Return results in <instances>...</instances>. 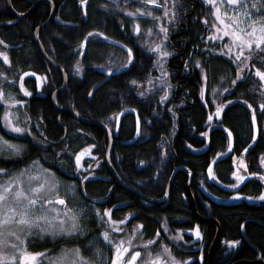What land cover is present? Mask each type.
Instances as JSON below:
<instances>
[{
    "label": "trees",
    "instance_id": "obj_1",
    "mask_svg": "<svg viewBox=\"0 0 264 264\" xmlns=\"http://www.w3.org/2000/svg\"><path fill=\"white\" fill-rule=\"evenodd\" d=\"M35 1L11 0V3L15 11L24 12ZM80 1L51 0L53 18L38 32L45 53L66 73L67 85L56 95L57 106L101 121L111 132L120 110L130 107L136 110L141 123L139 137L133 143H121L129 140L135 129L133 115L126 114L117 137L113 138L110 163L124 183L142 194L163 195L172 162L176 160V165H184L192 173L191 184L203 183L212 195L223 197L224 193L207 181L206 168L228 147L222 126L232 131L235 148L250 138L251 126L245 103L257 109L259 123L264 119L261 115L264 109L260 108L264 93L252 67H262L260 60L264 52L249 59V66L243 69L244 78L233 85L239 65L233 62L232 55L224 54L227 50L219 51L222 47L220 41L212 37L213 20L204 0H157L159 6L154 10L158 11L161 20H166L163 24L168 23L169 28L175 26L167 40L160 38L162 35L157 25L144 38H141L140 31H135L132 22L131 29L128 28L129 19L136 18L127 12L139 6L140 0H85L83 5ZM2 7H5V0H0ZM50 10V4L42 2L17 23L0 25V51L8 56V63L0 68V85L8 88L16 101H23L14 105L20 106L21 127L29 130L27 134L20 133L26 143L23 153L13 158L0 157V168L18 171L39 160L62 177L74 179L75 183L87 176L86 194L95 198L108 196L109 203H127L129 208L114 210L113 218L121 220L126 212L134 214L129 223L141 226L137 242L156 241L157 234L152 228H161V241L167 243L178 260L186 258L190 259L189 264H206L216 226L210 221H197L188 203H184L187 173H175L164 202L141 205L138 196L119 189L114 182L104 157L108 144L105 131L98 125L81 123L68 112L54 109L50 96L60 87L62 78L44 59L33 39L34 29L46 21ZM166 10L167 15L164 14ZM7 11L5 7L0 12V22L10 21V12ZM155 17H145V20ZM94 31L132 49L133 61L127 70L113 76L96 70V66L122 67L126 57L122 50L101 40ZM88 33L93 35L88 37L85 50L81 51V42ZM157 44L161 49H156ZM160 52L172 53V57L167 59V55L162 56ZM248 53L241 56V60ZM162 57L166 59L160 63ZM114 59L123 60L111 64ZM27 72L31 77L25 75ZM20 82L27 85L30 95L24 93L25 88L20 87ZM160 83L169 84L172 93L164 107H160L154 92ZM218 106L222 107L216 115ZM209 116H212L211 120ZM84 149H88V154L82 156V167H78L75 156ZM163 150L167 153L166 159L161 156ZM226 161L212 166V176L222 184L228 183L233 172V166ZM111 184L114 189L108 192ZM195 207L200 215L213 217L219 224L210 264L264 259V227L260 225L264 224L262 208L244 203L218 205L202 196L196 197ZM101 213L107 221L108 216ZM246 219H251L243 226L247 242L241 239L239 231ZM102 226L96 227L95 232L104 231ZM125 228L122 226V231L111 232V238L121 240L126 237ZM196 228L200 229L199 236L193 232ZM175 234L176 239L172 238ZM231 241L238 243L232 244ZM137 242L133 240L135 247ZM25 243L29 250L39 251L51 250L71 241L59 239L52 243L48 239H28Z\"/></svg>",
    "mask_w": 264,
    "mask_h": 264
},
{
    "label": "snow or ice",
    "instance_id": "obj_2",
    "mask_svg": "<svg viewBox=\"0 0 264 264\" xmlns=\"http://www.w3.org/2000/svg\"><path fill=\"white\" fill-rule=\"evenodd\" d=\"M148 4H155L157 0H146ZM228 5H240V9L237 13V28L239 31L231 30L227 31L226 35L232 37V40L223 45L219 51L224 52V49H228L227 52H224L225 55H231L232 52L236 51L233 44L238 45L239 51L233 57V62L237 63L239 67L237 68V79L232 81V84H237L238 80L244 78L243 69L248 67L249 59L255 58L260 55V52H264V0H227ZM85 0H81V4H84ZM209 3H215V0H209ZM251 9V10H250ZM140 9H137L139 12ZM136 13H131V15H135ZM149 15L151 13H148ZM167 15V10L164 13ZM217 19H220L217 16ZM223 24L224 21L221 20ZM243 24L245 27L240 28V25ZM250 28L251 30H245ZM164 34V38H167V28L161 27L160 29ZM135 31H140V26L137 24L135 26ZM149 31H151L149 29ZM93 33H88V36L85 37V40L88 37H91ZM99 35L104 36V33H99ZM214 39L216 37H213ZM222 39V37H221ZM127 48V45H124ZM160 45H156V49H159ZM245 49L249 50L248 56L245 57L244 60H241V56L245 55ZM128 52V61L131 63L133 61L132 49L127 48ZM160 55L166 56L167 52H160ZM0 56H4V59L7 60V55L5 53L0 52ZM261 63H264V57H261ZM199 63V61L197 62ZM255 68L254 75L260 78V81H264V70L260 67ZM111 71V69H109ZM2 75V74H0ZM25 75H27L25 73ZM223 79V77H221ZM135 83V81H133ZM261 87H264V84H261ZM21 88H23V84L21 83ZM25 93L30 95L27 92V89H24ZM91 95V93H89ZM4 98V94L2 90H0V99ZM12 99L13 103H23V101H16L14 98ZM163 99V97L161 98ZM8 102L7 99L4 101ZM220 107L218 106L216 115L220 113ZM249 108L252 105H248ZM260 108L264 109V103L260 104ZM261 115H264V111L261 112ZM212 119V116H209V120ZM255 111L252 113V122L255 124ZM5 126L15 132V133H25L29 131L24 127H20L18 123H13L9 118V114L5 113ZM264 133V130H261ZM137 132H139V124L137 125ZM231 136V132L228 133ZM256 136H252V140L254 141ZM10 148L14 153L19 154L22 151L23 146L20 144H14L8 140H6L3 136H0V151L4 150V147ZM232 145L229 143V148ZM84 152L87 149L83 150ZM247 151V149H245ZM82 153H78L75 156L76 164L78 167H82L80 165ZM219 155V154H218ZM243 163V160L240 161ZM261 163L264 164V157L261 158ZM0 173H7V170L0 168ZM45 173H50L52 176L55 174L51 172V169H46ZM209 173L212 174V165H209ZM24 174V170H21L20 174L17 176L9 177L8 179L0 182V208L8 207L7 213H2V218H0V264H4V261H18V264H36V258L43 255V253H33L28 252L26 248L22 247L24 241L21 239V235H28L31 233L33 227H37L41 232H51L53 235H56L58 232H66L69 234L75 233L76 235H84L83 228L81 227V219L85 214L82 211L77 212L71 208H68L64 198L59 197L57 195L56 199L59 204L65 205L64 215H56L52 216V212L59 213V209L51 208V190L57 187V183L50 181L47 177H40L39 173H35L33 176L29 177V185H30V193L32 195H27L25 190L21 187V177ZM234 176L237 175L236 172L232 173ZM250 175H259L261 179H264V175L260 173H250ZM88 177L85 176L84 180H87ZM238 181L242 180V176L237 177ZM33 180L36 181L35 186H31ZM13 185H16L14 188ZM48 185L49 191H44ZM232 188H236V184L229 185ZM236 197H239L241 193L237 191L234 194ZM261 199H264V192L261 193ZM11 202V203H9ZM40 205L38 208L37 205ZM43 205H49L48 208L43 207ZM98 216H100V210H96ZM104 213L107 214L108 220L104 221L105 223H116L111 219V209H105ZM11 214V215H9ZM65 218H67V227H65ZM54 220H59L61 223L57 227L53 223ZM101 220L103 221V217L101 216ZM41 222H44L43 224ZM5 224H15L20 229V234H17L15 231H9V235L11 237H15L16 240L20 241L19 243L11 244V248L14 250L11 254L5 251L6 241L3 236V228ZM122 231V230H120ZM196 235L199 236L200 232L197 230ZM100 236L103 237V240L106 242V247L115 248L114 255L110 258L111 264H186V261H177L174 256H172L170 249L167 245H164L163 248L153 253L150 248L155 243V241H146L143 245V255L140 250L134 246L132 238L129 237L127 240L121 239L118 243L114 242L109 235L108 230L102 231ZM157 235H159V230H157ZM91 243V242H90ZM230 243L236 244L237 241H231ZM131 249V250H130ZM100 250L97 249V252ZM16 253H20L19 257H17ZM69 253L72 255L69 257ZM127 253V255H125ZM139 258V259H138ZM57 264H93V261L87 257H84L81 253V250L77 247L71 250H65L57 259Z\"/></svg>",
    "mask_w": 264,
    "mask_h": 264
},
{
    "label": "rangeland",
    "instance_id": "obj_3",
    "mask_svg": "<svg viewBox=\"0 0 264 264\" xmlns=\"http://www.w3.org/2000/svg\"><path fill=\"white\" fill-rule=\"evenodd\" d=\"M206 3H208V10L209 14L211 15V18L213 20V26H212V37H216L220 41V46L223 47V45L228 44L231 40L232 37L226 35L227 31L231 30H236L239 31V28H237V13L238 10L240 9V5H228L227 0H215V3H209V0H204ZM142 3V4H141ZM159 6L157 2L155 4H148L146 0H140V5L132 9L130 12H127V15L131 16L132 18H136L134 20L129 19L130 22H128V28L131 29L132 23L135 25H139L142 28H140V33H141V38L149 36V33H151L154 29V26L159 24L161 22V18L158 15V11L154 10V7ZM137 9H140L139 12H137ZM251 10V9H250ZM131 13H136L135 15H131ZM148 13H151L150 15ZM161 13V12H160ZM158 15V16H157ZM155 17L154 20H145L143 21L142 19L138 17ZM217 16L220 17V19H217ZM221 20L224 21V23H221ZM132 22V23H131ZM143 22L146 23V27H143ZM142 23V24H141ZM245 26L243 24L240 25V28H244ZM149 29L151 31H149ZM153 29V30H152ZM250 31L251 29H245ZM222 37V39H221ZM158 39L159 36H158ZM232 47L236 49V51L232 52V56L236 55L239 51V47L236 44H233ZM161 49V47L159 48ZM163 50V49H162ZM225 50L228 51V49L225 48ZM248 49H245V53L248 52ZM4 52V51H0ZM160 63L163 62L166 57L160 58ZM123 59L120 60H111L110 63L114 64L117 63L119 64ZM125 62V60L123 61ZM262 70H264V63H262ZM259 80V84H264V81H260V78L257 77ZM163 87L164 83L157 84L156 87ZM263 93H264V87H261ZM0 90H2L4 94V98L0 99V136H3L6 140L14 143V144H20L23 146L22 151L19 154L14 153L10 148H7L6 146L4 147L3 151H0V157H16L19 156L23 153V151L26 148V143L23 141V139L20 138V133H15L11 130H9L5 126V113L7 112L9 114V118L13 123H18L19 126L21 127V121H22V114L20 111V106L14 105L12 102L11 98H14L12 93L9 91L8 88H5L4 86L0 85ZM5 99L8 100L7 103H5ZM78 153H82V156L87 155L88 152H84L83 150H80ZM77 153V154H78ZM48 169L45 167L39 160L37 161H32L31 163L27 164L23 168H20L18 171H12V170H7V173H0V182H3L4 180L8 179L9 177L12 176H17L20 174L21 170H24V174L21 177V187L25 190L27 195H32L30 193V185H29V177L33 176L35 173H39L40 177H47L50 181L57 183V187L55 189L51 190V208L54 209H59V213L57 212H52V216L56 215H64V209L65 205H61L59 203L53 202V199H56L57 195L59 197L64 198V200H67V207L71 208L77 212H83L85 213L82 216L81 219V227L83 228L84 235H76L75 233L69 234L66 232H58L56 235H53L51 232H41L39 228L33 227L32 231L30 234L24 236L21 235V239L24 241L29 240H38L42 241L44 239H48L50 242L54 243L56 240H68L71 241V243H66L65 245H59L57 247H53L51 250L50 249H43V250H29L27 244L23 243L22 247L26 248L28 252H33V253H43L42 256L36 258V264H57V259L58 257L65 251V250H71L75 248H79L81 250V253L84 257H87L93 261V264H111V257L114 255L115 249L110 250V247H106L105 244L106 242L103 240V237L100 236L99 234L101 233H96L95 228L96 227H101L102 224L104 223L101 220V212L100 216L97 215L96 207H89V208H82L80 207V203H82V197L78 194V191L76 189L75 183L69 179L62 177L60 174H58L55 171H51L55 175L52 176L50 173H45V170ZM264 169V167H263ZM36 181L33 180L31 186H35ZM15 188L16 185H13ZM44 191H49L48 185H46V188ZM11 203V202H9ZM37 207L39 208L40 205L38 204ZM43 207L48 208L49 205H43ZM8 212V207L0 208V214L2 213H7ZM11 215V214H9ZM92 215V216H91ZM0 218H2V215H0ZM67 218H65V227H67ZM93 221V222H92ZM116 223H111V224H116L120 225L121 221L117 220H112ZM42 224L44 222H41ZM53 223L59 226L61 221L59 220H54ZM85 224L88 226H85ZM103 230H108L109 235L111 232L121 230V227H115L111 226L109 223H105V226ZM90 229V231H89ZM15 231L17 234H20V229L15 225V224H5L3 228V233H4V240L6 241L5 244V251H7L9 254H11L14 250L11 248V244L13 243H19L20 241L16 240L15 237H11L9 235V231ZM95 233V234H94ZM153 234V233H152ZM129 237L132 238V241L134 240L135 242L139 241V238H137L136 234L132 233H127V236L124 237V240H127ZM140 237V236H139ZM111 238V236H110ZM112 239V238H111ZM113 240V239H112ZM81 241V244L79 243ZM91 242V243H90ZM73 243V244H72ZM139 243V242H137ZM140 243H144L141 241ZM70 244V245H67ZM97 249L100 251L97 252ZM142 251H144L143 248H141ZM154 249H151V251ZM157 250L156 252H158ZM153 252V251H152ZM153 252V253H156ZM17 257H19L20 253H16ZM72 255V253H69V257ZM139 259V258H138ZM177 261H183V260H177ZM186 261V264H189V260H184ZM4 264H18V261H10L6 260L4 261Z\"/></svg>",
    "mask_w": 264,
    "mask_h": 264
},
{
    "label": "flooded vegetation",
    "instance_id": "obj_4",
    "mask_svg": "<svg viewBox=\"0 0 264 264\" xmlns=\"http://www.w3.org/2000/svg\"><path fill=\"white\" fill-rule=\"evenodd\" d=\"M10 1V4H11V7H12V3H11V0H9ZM83 5V4H82ZM51 6V5H50ZM5 7H6V9H7V6H6V0H5ZM5 7H2V8H0V12L2 11V10H5ZM31 7V6H30ZM29 7V8H30ZM158 7V6H157ZM13 8V7H12ZM29 8L27 9V10H29ZM154 8H156V7H154ZM8 10V9H7ZM14 10V9H13ZM26 10V11H27ZM9 11V10H8ZM7 11V12H8ZM15 11V10H14ZM26 11H24V12H26ZM32 11V10H31ZM31 11H29V13L31 12ZM10 12V11H9ZM8 12V13H9ZM17 12V11H16ZM18 13H23V12H18ZM28 13V14H29ZM10 14V18L8 19V20H10V21H12V20H16L17 18L15 17V16H12V14H11V12L9 13ZM28 14L26 15V16H28ZM142 17V19L145 21V17H143V16H141ZM18 19H20V18H18ZM17 19V22L19 21ZM154 20V19H153ZM4 22V21H3ZM5 22H7V21H5ZM16 22V23H17ZM163 22H166V20L165 19H162L161 20V22L159 23V24H157V30H160L161 29V27H164V28H167V38L165 39L164 38V36H165V34L160 30V33H161V35H162V37H160L162 40H167L168 39V36L170 35V33H171V30H173L174 29V27H170L169 28V24L168 23H166L165 25L163 24ZM0 23H2V22H0ZM142 24V23H141ZM143 24H145V22H143ZM41 25V24H40ZM134 25H135V23H134ZM39 26V25H38ZM37 26V27H38ZM136 26V25H135ZM36 27V28H37ZM35 28V29H36ZM140 28H142L141 26H140ZM34 29V30H35ZM42 29V28H41ZM40 29V30H41ZM39 30V31H40ZM95 32V35H97L101 40H103L99 35H98V33L99 32H97V31H94ZM33 33H34V31H33ZM34 39V38H33ZM85 39V38H84ZM83 41V40H82ZM104 41V40H103ZM40 42V41H39ZM106 42V41H105ZM35 43H36V41H35ZM82 43V42H81ZM122 43V42H121ZM41 44V43H40ZM124 44V43H123ZM36 45H37V43H36ZM42 45V44H41ZM125 45V44H124ZM37 47H38V45H37ZM85 47H86V43H85ZM115 47H117V46H115ZM128 47V46H127ZM117 48H119V47H117ZM129 48V47H128ZM39 49V48H38ZM120 49V48H119ZM79 50H81V51H84L85 50V48L82 50V48H81V45H80V48H79ZM120 50H122V49H120ZM40 51V50H39ZM123 51V53H124V55H125V57H126V61L124 62L125 64L123 65V66H125L126 65V63H127V61H128V55L126 54V52L124 51V50H122ZM2 53H5V52H2ZM41 53V52H40ZM6 54V53H5ZM82 55H83V53H81ZM7 55V54H6ZM43 56V55H42ZM132 56H133V54H132ZM170 57H172V53H168V55H167V59H169ZM45 59V58H44ZM8 63V56H7V60H5L4 59V56H0V68H1V66L3 65V64H7ZM132 63V62H131ZM131 65V64H130ZM165 65H167V62L165 63ZM122 66V67H123ZM97 67H100V68H103V67H101V66H96V68ZM130 67V66H129ZM118 68H121V67H118ZM118 68H104V69H118ZM28 76L27 77H31V74L29 73V72H27L26 73ZM21 83L23 84V88H27V85L26 84H24L23 82H20V87H21ZM28 92V91H27ZM154 92H155V96L157 97V99H156V101L158 102V104L160 105V107H164V105H165V103L166 102H168L170 99H171V91H170V89H169V84H164V86L163 87H157L155 90H154ZM25 93V92H24ZM26 94V93H25ZM163 97V99H161ZM242 103H245L244 101H242V100H240ZM248 105H250L249 103H245V107H246V109H247V111H248V114H247V116H248V118H249V120H250V126H251V135H250V138L248 139V141H246L245 143H242L241 145L239 144V145H237V147L235 148V146H234V135H233V133H232V131H231V133H232V135H233V146H232V150H231V153H230V155L227 157V158H225V159H223V160H221V161H225V160H227L226 162H228L231 166H233V172H236L237 173V175L236 176H234L233 174L231 175L230 174V177H229V181H228V183H226V184H222V183H220L218 180V182L221 184V185H223V186H225V187H228V188H230V189H232L233 191L232 192H226V191H223L222 189H220L219 187H217L216 185H214L210 180H209V178H208V176H207V181H209L212 185H214V186H216L218 189H220L223 193H224V196L223 197H221V198H218V199H223V200H225V199H229V198H231V197H234V199L231 201V203L229 204V205H232V204H234V205H238V204H242V203H244V204H246V205H248V206H251V207H259V208H262L261 210H264L263 208H264V199H261L260 198V196H261V193L262 192H264V179H261L260 178V176L259 175H254L253 177H248V175H250V173H260L261 175H264V169H263V167H264V164H262L261 163V158L262 157H264V133H262V131L261 130H264V119L262 120V122H258V120H257V109H255L254 107H251V109L252 110H254L255 111V116H256V120H257V125H258V131H257V135H256V139L254 140V142H253V144L251 145V143H252V136H253V129H252V124H251V119H250V115H251V113H250V109H249V107H248ZM124 109H126V108H124ZM123 110V109H122ZM121 111V110H120ZM119 111V112H120ZM118 112V113H119ZM117 113V114H118ZM127 114H131V113H127ZM131 115H133V114H131ZM133 117H134V115H133ZM116 118V117H115ZM123 119V118H122ZM122 121V120H121ZM101 122V121H100ZM103 123V122H102ZM104 124V123H103ZM106 125V124H105ZM107 126V125H106ZM114 126H115V119H114ZM114 126H113V132H114ZM120 126H121V122H120ZM134 126H135V117H134ZM223 127V126H222ZM224 127H226V126H224ZM140 128H141V123H140ZM119 129H120V127H119ZM134 131H135V129H134ZM112 132V133H113ZM119 132V131H118ZM140 133V132H139ZM118 135V134H117ZM227 135V134H226ZM260 136V137H259ZM116 138L117 136H114L113 134H112V138ZM227 138H228V135H227ZM108 141V140H107ZM251 145V146H250ZM113 147V146H112ZM228 147H229V139H228ZM228 147H227V149H228ZM227 149H226V151H227ZM245 149H247V151H245ZM88 150V149H87ZM112 151V150H111ZM225 151V152H226ZM224 152V153H225ZM223 153V154H224ZM222 154V155H223ZM162 158L163 159H166V156H167V153H166V151L165 150H163L162 151ZM221 156V155H220ZM219 157V156H218ZM217 158V157H216ZM214 160V159H213ZM212 160V161H213ZM241 160H243V163H241L240 161ZM220 162V161H219ZM176 163V160H174L173 162H172V167H171V172L173 171V169L175 168V167H185V168H187L186 166H184V165H176L175 164ZM211 163V162H210ZM215 164V163H214ZM81 165V164H80ZM188 169V168H187ZM189 170V169H188ZM180 171H182V170H180ZM171 172H170V174H171ZM232 172V173H233ZM191 173V172H190ZM170 174H169V177H170ZM223 174H224V172H223ZM238 176H242L243 177V179L242 180H239L238 181V179H237V177ZM169 177H168V180H169ZM246 177H248V178H246ZM90 179V178H89ZM88 180V179H87ZM87 180H84V178L83 179H80V180H77V182L75 183L74 181V179H72V181L75 183V186H76V189H77V191H78V194L82 197V203H80V207H82V208H89V207H96L97 209H99L100 210V212H104V210L105 209H111V219L112 220H115L114 218H113V211L114 210H118L119 208H124V207H127V203H125V202H113V203H109V201H108V196H105V197H92V196H90V195H88V194H86V182H87ZM96 180H100V181H106V182H109L110 180H107V179H102V178H96ZM121 180V179H120ZM168 180H167V182H168ZM173 181V180H172ZM114 182H115V184H117L118 185V187H119V189H124V190H126V191H128L126 188H125V186H128V187H130L129 185H127L126 183H124L122 180H121V182H122V184L121 183H119L115 178H114ZM167 182H166V184H165V189H164V193H163V195H161V196H154V197H151V196H148V197H151V198H154V199H160V198H163V197H165L162 201H160V202H150V201H147L146 199H144V198H142V196L141 195H144V194H142L138 189H136V188H133L134 190H136L137 192H139L140 194H135V193H133V192H130V193H133L134 195H136V196H138L139 197V199H140V204L141 205H151V204H154V203H162V202H164L165 201V199L167 198V196H168V193H169V190H168V193H167V195L165 196V190H166V185H167ZM192 183V173H191V179H189V177H188V174H187V181H186V183H185V193L183 194V200H184V203L185 204H187L188 203V205H189V207H190V210H191V212H192V214L194 215V213H193V211H192V201H193V203H194V207H195V201H196V197H204L205 199H207L205 196H204V194L202 193V191L200 190V188H199V186H202V188L203 189H205L208 193H210L205 187H204V184L203 183H200V182H195L194 184H191ZM171 184H172V182H171ZM171 184H170V186H171ZM232 184H236L237 186H236V188H232V187H230L229 185H232ZM130 188H132V187H130ZM114 189V184H111L109 187H108V192H110V191H112ZM118 189V190H119ZM169 189H170V187H169ZM237 191H239L240 193H241V195L239 196V197H236L234 194L237 192ZM129 192V191H128ZM211 194V193H210ZM212 195V194H211ZM145 196H147V195H145ZM214 196V195H213ZM216 197V196H215ZM217 198V197H216ZM208 200V199H207ZM208 201H210V200H208ZM66 202V204L68 203L67 202V200L65 201ZM211 202V201H210ZM218 205H220V204H218ZM127 208H129V207H127ZM195 210H196V207H195ZM196 212H197V210H196ZM197 214L200 216V217H202V218H209V217H205V216H202V215H200L198 212H197ZM107 215V214H106ZM122 215H124V218H122L121 220H119V221H121V224L120 225H116V224H111V223H109L111 226H115V227H126L127 228V232L130 234V233H132V234H136L137 235V232L140 230L141 231V226L139 225V224H134L133 222L132 223H129V219L130 218H132V217H134L135 215L134 214H132L131 212H126L125 214H122ZM194 217H195V215H194ZM211 218H213V217H211ZM195 219H197L196 217H195ZM216 220V219H215ZM246 220H251V219H246ZM118 221V220H117ZM197 221H199V220H197ZM217 221V220H216ZM199 222H202V221H199ZM205 222H208V221H205ZM211 222V221H210ZM258 224H260V223H258ZM261 225V224H260ZM261 226H263V225H261ZM264 227V226H263ZM126 228L125 229H123V230H126ZM160 229L161 228H159V229H156V228H152V232L154 233L155 232V234H157L156 232H157V230H159V235H157L156 236V241H155V243L151 246V248H150V250L151 249H154V250H152L153 252H156L157 250H161L162 248H163V246L164 245H167V243H165V242H163V241H161V235H160ZM198 229V231L200 232V229L199 228H196V229H194L193 230V232H195V235H196V231L195 230H197ZM220 229V228H219ZM120 230H117V231H114V232H119ZM239 231H240V228H239ZM243 233H244V228H243ZM172 238H175L176 239V234L174 235V236H172ZM241 239H243L242 237H241ZM244 240V239H243ZM114 242H116V243H118L120 240L118 239V240H113ZM247 242V241H246ZM133 244H135L136 245V243H133ZM143 245H144V243H138V246L136 247L138 250H140L141 252H142V255H143V251H142V249L141 248H143ZM115 248H114V246L113 247H110V250H114ZM131 250V249H130ZM171 254H172V252H171ZM172 256H174L173 254H172ZM207 256H208V251H207ZM175 257V256H174ZM175 259L176 260H178V258L177 257H175ZM183 260V259H182ZM184 260H186V258L184 259ZM183 260V261H184ZM187 260H189L190 261V259H187ZM207 261H208V258H207ZM211 262V261H210ZM190 263V262H189ZM207 264V263H206Z\"/></svg>",
    "mask_w": 264,
    "mask_h": 264
},
{
    "label": "water",
    "instance_id": "obj_5",
    "mask_svg": "<svg viewBox=\"0 0 264 264\" xmlns=\"http://www.w3.org/2000/svg\"><path fill=\"white\" fill-rule=\"evenodd\" d=\"M42 2H47L51 5V10H50V15L49 17L46 19L45 22H43L41 25H39L35 30H34V33H33V36H34V39L38 45V48L41 52V54L43 55V57L45 58V60L50 64L52 65L53 68H55L59 74L61 75V78H62V84L60 85V87H58L57 89H55L52 93H51V96H50V101H51V104L53 105L54 109L57 110V111H62V112H68L70 114H72L78 121H80L81 123H85V124H95V125H98L99 127H101L105 133H106V136H107V140H108V144H107V148H106V153L104 155L105 157V161H106V165L107 167L109 168L110 172L112 173L113 177L119 182L122 184L120 178L118 177V175L116 174L115 170L112 168L111 166V163H110V154H111V150H112V146H113V138H112V134L114 136H117L118 134V131H119V127H120V122L122 120V118L127 114V113H131L134 115L135 117V131H134V134L133 136L127 140V141H124V142H121L122 144H130V143H133L134 141L137 140V138L139 137V132H140V120H139V117L137 115V112L134 108H126V109H123L121 110L117 115H116V118H115V126H114V132L112 133L110 131V129L104 125L102 122L100 121H97V120H94V119H88V118H85V117H82L80 116L78 113H76L75 111L69 109V108H61L59 106H57L56 104V95L59 91H62L65 89L66 85H67V77H66V73L64 72V70L54 61L52 60L44 51L42 45L40 44L39 40H38V37H37V34L39 32V30L41 28H43L44 26H46L52 19L53 17V13H54V6L51 2V0H36L32 5L31 7L29 8V10H27L26 12H23V13H18L16 11L13 10V8L11 7V4H10V1L9 0H6V6H7V9L11 12L12 16H15L17 19L18 18H24L28 13L29 11H31L37 4L39 3H42ZM81 4V2H80ZM17 19L16 20H12V21H7V22H2L0 23V25H11V24H14L17 22ZM100 37L106 41L107 43H109L110 45H113V46H117L119 47L120 49L124 50L126 52V54L128 55V52H127V48L124 47V44L121 43L120 41H117L113 38H109L107 36H101ZM85 43H86V40L83 39L82 43H81V48L82 50L85 48ZM131 63H129V61H127L126 65L121 67V68H118V69H111V71H109V69H104V68H100V67H97L96 70L98 72H100L101 74L103 75H106V76H113V75H117L125 70H127L129 68ZM250 109V119H251V124H252V129H253V135H257V131H258V125H257V120H255V124H253L252 122V113L254 110H252L251 108ZM256 117V116H255ZM139 124V132H137V125ZM222 130L228 135L229 133V129L227 127H222ZM231 132V131H230ZM228 139H229V143H231V145L233 146V135L231 133V136L228 135ZM253 140H252V143L251 145L253 144ZM250 145V146H251ZM231 150H232V147L227 149V151L215 158L213 161H211V163H209V165L211 164L213 166L214 163H217L225 158H227L230 153H231ZM209 165L207 166V170H206V173H207V176L209 178V180L214 184L216 185L217 187H219L220 189H222L223 191H226V192H232L233 190L228 188V187H225L223 185H221L217 180H215L213 177H212V174L209 173ZM185 171L187 174H188V177L189 179H191V173L190 171L185 168V167H175L173 169V171L171 172L170 174V177H169V180L167 182V185H166V190H165V196L167 195L168 193V190H169V187H170V184L173 180V177L175 175V173L177 171ZM254 175H248V177H253ZM246 177V178H248ZM264 181V180H263ZM125 188L129 191V192H133L135 194H140L139 192H137L136 190H134L133 188H130L128 186H125ZM200 190L202 191V193L204 194V196L210 200L212 203H215V204H220V205H229L231 203V201L234 199V197H231L229 199H218L216 198L215 196L211 195L210 193H208L205 189L202 188V186H199ZM141 195V194H140ZM142 198L146 199L147 201H150V202H160L162 201L165 197L163 198H160V199H154V198H151V197H148V196H145V195H141ZM53 202H56V203H59L57 199H53L52 200ZM264 201V200H263ZM192 211L195 215V217L197 218V220L199 221H202V222H205V221H211L215 224L216 226V232H215V235H214V238L209 246V249H208V261H207V264H210V261H211V252H212V249L216 243V240L218 238V235H219V224L218 222L214 219V218H202L200 217L196 210H195V207H194V203L192 201ZM247 221H250V220H244L241 225H240V235L241 237L246 241V238H245V235L243 233V226L244 224L247 222ZM264 226V224H261ZM233 264H264V259L260 258V259H254V260H251V261H245V260H241V261H238V262H234Z\"/></svg>",
    "mask_w": 264,
    "mask_h": 264
},
{
    "label": "bare ground",
    "instance_id": "obj_6",
    "mask_svg": "<svg viewBox=\"0 0 264 264\" xmlns=\"http://www.w3.org/2000/svg\"><path fill=\"white\" fill-rule=\"evenodd\" d=\"M53 18V17H52ZM45 22V21H44ZM37 37H38V34H37ZM33 38H34V36H33ZM110 38V37H109ZM39 40V39H38ZM34 41H35V39H34ZM105 125V124H104ZM224 127V126H223ZM140 134V133H139ZM138 139V138H137ZM206 170H207V168H206ZM213 177V176H212ZM214 178V177H213ZM216 180V179H215ZM218 198V197H217ZM197 220V219H196Z\"/></svg>",
    "mask_w": 264,
    "mask_h": 264
}]
</instances>
